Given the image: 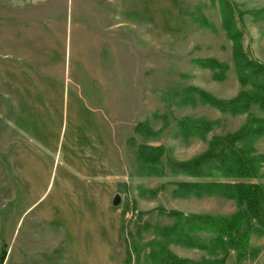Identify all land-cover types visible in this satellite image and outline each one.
Returning a JSON list of instances; mask_svg holds the SVG:
<instances>
[{"label":"rangeland","instance_id":"obj_1","mask_svg":"<svg viewBox=\"0 0 264 264\" xmlns=\"http://www.w3.org/2000/svg\"><path fill=\"white\" fill-rule=\"evenodd\" d=\"M235 49L264 64V0H0V264H159L148 254L169 211L234 213L231 200L173 197L170 181L191 179L165 160L245 123L181 99L186 88L236 97ZM210 59L229 66L224 78L196 62ZM183 118L214 125L185 138ZM141 145L164 148L165 175H141ZM253 146L264 156V136ZM252 245L259 255L241 264H264V237Z\"/></svg>","mask_w":264,"mask_h":264},{"label":"trees","instance_id":"obj_2","mask_svg":"<svg viewBox=\"0 0 264 264\" xmlns=\"http://www.w3.org/2000/svg\"><path fill=\"white\" fill-rule=\"evenodd\" d=\"M232 23L225 18L223 27L232 33ZM236 34V33H235ZM237 36V35H236ZM235 37V36H234ZM233 65L241 84L238 95L231 99H219L197 88H186L181 93L183 102L195 103L196 97L222 114L231 116L247 114L245 123L237 131L214 136L208 149L187 161L166 157L171 174L191 180L172 179L175 198L217 197L231 200L236 210L230 215L185 214L172 210L170 225L157 227L159 237L148 258L159 264H228L235 253V262L255 259L260 249L252 245L254 237H264V184L253 182L260 178L264 156L255 154V141L264 136V116L252 112L253 107L264 115V64L247 60L234 50ZM201 68L218 70L224 78L229 66L216 60H196ZM182 102V103H183ZM183 137H204L212 130L214 122L207 119L183 118L179 121ZM138 128L143 129L144 126ZM137 128V129H138ZM139 129V130H140ZM151 130L147 129L146 133ZM163 147L141 145L137 162L141 175H165ZM170 245L204 252L207 258L193 260L180 258ZM5 253L1 258V263Z\"/></svg>","mask_w":264,"mask_h":264}]
</instances>
